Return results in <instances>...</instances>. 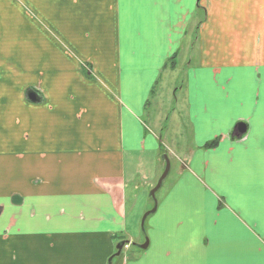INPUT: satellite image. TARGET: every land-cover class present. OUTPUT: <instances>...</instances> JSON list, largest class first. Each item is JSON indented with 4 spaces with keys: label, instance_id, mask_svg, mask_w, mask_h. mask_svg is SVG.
Here are the masks:
<instances>
[{
    "label": "crops",
    "instance_id": "0c3cea01",
    "mask_svg": "<svg viewBox=\"0 0 264 264\" xmlns=\"http://www.w3.org/2000/svg\"><path fill=\"white\" fill-rule=\"evenodd\" d=\"M0 264H264V0H0Z\"/></svg>",
    "mask_w": 264,
    "mask_h": 264
},
{
    "label": "rangeland",
    "instance_id": "374dc122",
    "mask_svg": "<svg viewBox=\"0 0 264 264\" xmlns=\"http://www.w3.org/2000/svg\"><path fill=\"white\" fill-rule=\"evenodd\" d=\"M170 74V73H169ZM171 77V76H170ZM174 81L175 84L173 87H180L182 83V74L177 71L175 75L173 76V80L167 77V80ZM164 89H161V91H169L171 92V89H167V85L163 87ZM156 89V87H155ZM167 89V90H166ZM156 92V91H155ZM150 102V101H149ZM148 102V103H149ZM149 105V104H147ZM161 110L166 112V106L162 107ZM181 123L178 122L177 118L174 122V124L170 127H168L167 130H165L163 133H160L162 135V139L164 142V145L166 148L162 150L161 156H160V164L161 168L163 169L165 166V162L163 161V154L167 153L169 156L170 164L172 167V172L170 173V176L166 178L164 181L162 187L159 189V191L156 192V198L159 201H161L164 194L168 191L169 185L173 182V178L175 176V172L177 171L178 166L180 165L181 155L183 151V146L185 145V133L183 127H181ZM173 151V152H171ZM158 180H154L152 184V188L155 187ZM152 188L143 187L142 189L135 191V189H130L127 194V208H128V219L130 226H132L131 220L134 216L141 215V219L143 215L151 210L153 208V198L150 196V192ZM154 215V214H153ZM152 215L148 216L146 226L149 225L150 218ZM118 244V243H117ZM116 244V245H117ZM138 252V248L133 246L131 248V251L129 253Z\"/></svg>",
    "mask_w": 264,
    "mask_h": 264
},
{
    "label": "water",
    "instance_id": "95a60500",
    "mask_svg": "<svg viewBox=\"0 0 264 264\" xmlns=\"http://www.w3.org/2000/svg\"><path fill=\"white\" fill-rule=\"evenodd\" d=\"M31 99L32 100H35V97H34V94L32 93L31 94ZM247 131V126L245 123H238L235 128H234V132H233V136L235 137H241L243 134H245ZM163 159L165 161V168H164V171L163 173L161 174L160 178L158 179V182L157 184L155 185V187L151 190L150 192V196L153 198V201H154V205H153V208L149 211H147L144 215H143V218H142V227L144 228V223H145V220L147 219V217L156 212L157 210V207H158V200L156 198V192L162 187L163 185V182L164 180L167 178V176L169 175L170 173V168H171V164H170V160L168 158V155L167 154H164L163 155ZM124 246V242H120L117 246H116V249H117V252L115 255H119L122 248ZM148 246V239L146 240V242L144 244L141 245V248H147ZM114 257V255L112 256V258Z\"/></svg>",
    "mask_w": 264,
    "mask_h": 264
},
{
    "label": "trees",
    "instance_id": "16d2710c",
    "mask_svg": "<svg viewBox=\"0 0 264 264\" xmlns=\"http://www.w3.org/2000/svg\"><path fill=\"white\" fill-rule=\"evenodd\" d=\"M177 66V62H176V56H174L173 58H171V60L166 64V68H170V69H175ZM156 89H154L152 91V94H155ZM220 140V138H217L216 140L210 141L206 144L207 147H213L215 146L218 141Z\"/></svg>",
    "mask_w": 264,
    "mask_h": 264
}]
</instances>
